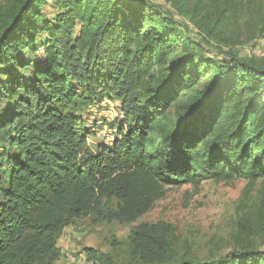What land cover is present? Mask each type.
I'll return each instance as SVG.
<instances>
[{"label":"trees","instance_id":"trees-1","mask_svg":"<svg viewBox=\"0 0 264 264\" xmlns=\"http://www.w3.org/2000/svg\"><path fill=\"white\" fill-rule=\"evenodd\" d=\"M3 1L0 75L10 69L11 81L0 77V264H54L70 224H133L169 188L245 180L248 190L261 184L264 202V65L211 58L204 38L148 0ZM49 1L52 17L42 12ZM104 103L119 104L123 119L92 152L83 115ZM173 236L165 222L137 226L136 263L264 264L252 239L218 260L176 262Z\"/></svg>","mask_w":264,"mask_h":264},{"label":"rangeland","instance_id":"rangeland-1","mask_svg":"<svg viewBox=\"0 0 264 264\" xmlns=\"http://www.w3.org/2000/svg\"><path fill=\"white\" fill-rule=\"evenodd\" d=\"M163 13L183 24L197 39L204 38L205 49L212 58L223 61L230 54L250 58L264 65V0H148ZM6 1L0 0V6ZM49 1L42 9L48 17L56 9ZM172 4V5H171ZM192 20L200 24L195 27ZM193 26H192V25ZM202 40V39H201ZM10 69L0 75L9 85ZM205 77L201 90L209 77ZM264 99V96H259ZM104 108V109H102ZM84 119L89 129V149L110 144L115 137L116 122L123 119L119 104L104 103L101 109L88 107ZM176 116V111L173 110ZM109 124H111L109 126ZM248 182H205L200 188L184 185L169 188L165 197L133 224L120 222L95 224L89 218L75 221L60 234L59 258L54 264H94L89 250L110 255L116 264H137L130 244L140 224L165 222L174 228L169 256L173 261L201 263L218 260L238 250L240 242L252 239L264 251V202L259 198L261 184L248 190ZM248 192L249 209L240 210ZM108 207L119 211L121 203L113 199Z\"/></svg>","mask_w":264,"mask_h":264}]
</instances>
